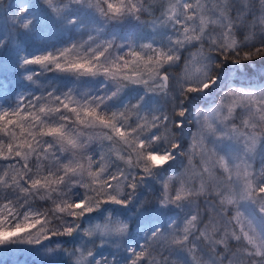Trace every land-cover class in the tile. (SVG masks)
Masks as SVG:
<instances>
[{
	"label": "snow or ice",
	"instance_id": "1",
	"mask_svg": "<svg viewBox=\"0 0 264 264\" xmlns=\"http://www.w3.org/2000/svg\"><path fill=\"white\" fill-rule=\"evenodd\" d=\"M0 20V249L264 264V0H0Z\"/></svg>",
	"mask_w": 264,
	"mask_h": 264
},
{
	"label": "rangeland",
	"instance_id": "2",
	"mask_svg": "<svg viewBox=\"0 0 264 264\" xmlns=\"http://www.w3.org/2000/svg\"><path fill=\"white\" fill-rule=\"evenodd\" d=\"M8 2L10 3L12 2V0H9ZM2 23L3 21L0 20V24ZM11 69H12L11 67H7L2 73L8 75L10 74ZM10 79H12V81L10 82L13 84V86H15V84L19 80V77L10 78ZM258 164H259V160H257V165ZM43 259H45V257H43L42 254H37L34 251L19 250L16 248H13L11 250L0 249V264H40L42 263Z\"/></svg>",
	"mask_w": 264,
	"mask_h": 264
},
{
	"label": "trees",
	"instance_id": "3",
	"mask_svg": "<svg viewBox=\"0 0 264 264\" xmlns=\"http://www.w3.org/2000/svg\"><path fill=\"white\" fill-rule=\"evenodd\" d=\"M9 0H6V2H8ZM54 40H55V37L53 38ZM0 79H2V78H7L9 81H12V79H10V78H17V76L15 75V70L14 69H11V72H10V74H5V73H2V72H0ZM40 264H42V263H40Z\"/></svg>",
	"mask_w": 264,
	"mask_h": 264
}]
</instances>
